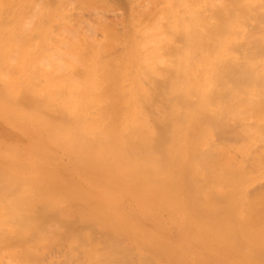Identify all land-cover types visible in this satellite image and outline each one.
I'll return each mask as SVG.
<instances>
[{"label": "bare ground", "instance_id": "1", "mask_svg": "<svg viewBox=\"0 0 264 264\" xmlns=\"http://www.w3.org/2000/svg\"><path fill=\"white\" fill-rule=\"evenodd\" d=\"M20 1L0 0V124L30 125L47 154L86 169L68 187L89 191L62 193L35 158L14 174L24 153L8 145L0 264H264V0ZM98 2L123 9L124 45L85 43L105 38L85 33L106 29ZM154 208L193 255L149 239L166 226L138 223Z\"/></svg>", "mask_w": 264, "mask_h": 264}, {"label": "rangeland", "instance_id": "2", "mask_svg": "<svg viewBox=\"0 0 264 264\" xmlns=\"http://www.w3.org/2000/svg\"><path fill=\"white\" fill-rule=\"evenodd\" d=\"M24 1V0H23ZM22 1V2H23ZM21 2V1H20ZM22 2H21V4H22ZM24 3V2H23ZM21 4H20V6H21ZM100 4V5H99ZM24 4H22V6H23ZM20 6L18 7H16L15 8V12L17 13V11H18V8H20ZM98 9L99 10H101L102 11V15H103V18L105 19V21L107 22V24L105 25L106 26V29H104V27L102 26H100V25H98L97 27L99 28V26L101 27V29H99V30H104V32H103V30L102 31H100V32H98L99 30L97 29V27H95L94 26V28H92V29H90L91 28V26H89V27H87V30H86V27H85V29L84 30H82V31H85L86 30V32L85 33H87V35H89L90 34V36H91V33H93L94 34V37H96V38H98V37H101L102 35L104 36L105 35V38L104 39H106V40H104V39H102V37L99 39L98 38V41H97V39H93L94 41H97V43L96 42H94L92 39V41H90V42H88V41H86L85 43L86 44H90V43H94V44H91L92 46H100L101 45V43H102V40L105 42L104 44L107 46H104V44L102 43V45H103V47L102 48H111V47H109L110 45H113V44H110V43H112V42H114L115 43V45H114V47L115 46H117L116 44L117 43H119V44H121V46L122 45H124V44H122L124 41H122L121 40V38H120V36L122 37L124 34H126V29H124L123 28V26L121 25V20H120V18H121V16L122 17H124V14H123V9L120 7V6H118L117 5V7H116V5L115 4H111L110 2H98ZM107 6V7H106ZM112 7V8H111ZM120 9H119V8ZM17 9V10H16ZM117 9H119V11L117 10ZM19 10H21V8L19 9ZM103 11H104V13L105 14H103ZM108 11V12H107ZM111 11V12H110ZM115 11V12H114ZM122 11V12H121ZM20 13L19 14H17L18 15V17H20L21 18V15H22V18H21V20H23V16H25L27 13H28V10H22V11H19ZM110 12V13H109ZM114 12V13H113ZM29 13H31L30 11H29ZM120 14V15H119ZM122 14V15H121ZM114 15H115V17H114ZM27 16L29 17L30 15H28L27 14ZM119 16V17H118ZM28 17H25L24 19H25V21H26V19H28ZM123 19V18H122ZM24 21V20H23ZM115 21V22H114ZM110 27V28H108L107 29V27ZM93 27V26H92ZM88 28H89V30H88ZM96 28V29H95ZM114 28H116V29H114ZM95 30V33H94V30ZM118 29V30H117ZM90 30H92V32L90 31ZM98 30V31H97ZM105 30H106V32H105ZM109 30V31H108ZM110 30H112L111 32H110ZM119 30H120V32H119ZM122 30V31H121ZM90 31V32H89ZM103 32V33H102ZM123 34H122V33ZM102 33V34H101ZM105 33V34H104ZM107 33H109L108 34V36H110L109 38L106 36V34ZM116 33V34H115ZM93 34H92V36L91 37H93ZM120 34H122V35H120ZM97 35V36H96ZM101 35V36H100ZM113 35V36H112ZM114 35H115V37H114ZM112 36V37H111ZM114 37V38H113ZM108 38V39H107ZM113 38V39H112ZM111 39H112V42H111ZM37 41H40V38H38V39H36ZM115 40V41H114ZM117 40V41H116ZM120 40V41H119ZM107 41H108V43H107ZM134 41H137V40H133V42ZM84 43V42H83ZM83 43H81V44H83ZM108 45H107V44ZM130 43H132V42H128V45H130ZM98 44V45H97ZM118 44V49L119 48H121L120 47V45ZM127 45V44H126ZM113 50V49H112ZM0 103H1V101H0ZM6 103H8V102H6ZM9 104V103H8ZM8 104H5L6 106L8 105ZM10 105V104H9ZM11 107H13V109L15 108V105H12V106H10V108ZM8 108H9V106H8ZM10 110L11 109H9V110H6V111H8V112H10ZM12 111V110H11ZM14 111V110H13ZM12 111V112H13ZM8 118H11V117H8ZM12 119V118H11ZM11 119H7V122L5 123V124H0V147L3 145V147H1L0 148V152H1V150L2 151H4V152H1L0 153V162H2L1 160H4V157H5V159L7 158V155H9L10 153H8L7 155L6 154H2V153H7V152H9V150L10 149H16V148H18L19 149V151H18V153H24L23 155V157L24 158H26V159H23V157H20L19 156V154L16 152L17 151V149L14 151V152H16L17 154V156H19L20 158H17V157H14L15 155V153L13 154V152L11 151V154H12V156L15 158V160H13V162H12V166H11V170L12 171H15L16 173H14V174H17V175H21V176H28V173H30V171H27V169L28 168H30V167H33L32 166V163L36 160V163H33V164H35L34 165V167L33 168H35L36 169V172H38L39 171V169H40V171L42 172L43 170H46V166L47 165H45V164H47L50 160L52 161V162H54V163H52L51 161H50V163H49V174H51L52 173V171H54V176H51V175H47V170L45 171V173H44V171L41 173L40 171L38 172L40 175H42V176H44V175H46V176H49V178H57V180L59 179H61L60 177H64V178H62V181H63V187L61 186V191H62V193H65V192H69L70 191V193H72L73 191H75V189H73V188H70V187H68V185L66 184L67 182H66V178H67V176L69 177V179H70V177H71V179L72 178H74V180L76 181L77 180V178H76V175H77V172H84V173H87V171H86V169H82V168H79V166H76L73 170H72V168L73 167H71L70 165H69V163H68V161L66 160V157H64V156H61L60 154H59V150H57L55 147H51L50 148V146H52V144L49 142V150H51V153H53V154H51L50 153V155L49 154H47L48 153V149H47V147H46V145L48 146V143L47 142H45V141H43V140H40V139H38V138H34V137H31L30 136V134L31 135H33V132L31 131V126L30 125H26L25 123H24V121H22L23 123L21 124V121H19L18 120V122L22 125V126H24V127H21V126H16V125H13L11 122L13 121V120H15L14 118H13V120H11ZM17 120V119H16ZM12 126V130L9 128V127H11ZM19 128V130L18 131H20V133H22V134H20L17 130H15V128ZM28 128V129H27ZM24 129L25 130H29V132H27V133H25L24 132ZM8 130V131H7ZM2 132H4V133H2ZM8 132H11V134H9ZM15 132H16V134H15ZM32 132V133H31ZM5 133H6V136H7V138H6V136H5ZM13 133V134H12ZM18 133V134H17ZM4 134V135H3ZM24 134V135H23ZM28 134V135H27ZM10 135H11V137H10ZM27 135V136H26ZM3 136H5V137H3ZM9 136V137H8ZM25 137V138H24ZM17 139V140H16ZM23 139V140H22ZM25 140H26V142H25ZM29 140H30V143H29ZM1 142H2V144H1ZM8 142V143H7ZM40 142V143H39ZM31 144V146L34 144L35 146H37V145H39V146H41L40 148H43V151H44V153H43V151L41 152H37V151H35V147H31V146H27V145H25V144ZM36 143V144H35ZM4 145H5V147H4ZM6 145L8 146H12V148H10L9 146L8 147H6ZM38 147V146H37ZM6 148V149H5ZM7 148H10L8 151H7ZM31 148H33V149H31ZM5 149V150H4ZM12 149V150H13ZM52 149L53 150H57V152H52ZM21 150V151H20ZM23 150V151H22ZM47 150V151H46ZM6 151V152H5ZM33 151H34V153H37V154H34L33 153ZM46 151V152H45ZM59 151V152H58ZM27 152H29V153H27ZM28 154V156H26L25 157V154ZM32 153H33V155H32ZM46 153V154H45ZM2 154V155H1ZM10 154V155H11ZM26 154V155H27ZM6 155V156H5ZM9 155V156H10ZM32 155V157H30ZM34 155H35V157H34ZM42 155V156H41ZM49 155V156H48ZM8 156V157H9ZM22 156V155H21ZM53 156V157H52ZM50 157V158H49ZM54 157H55V159H54ZM2 158V159H1ZM32 158H35V160H32V161H28L27 159H32ZM42 158H44V160L42 159ZM48 158H49V161H47L48 160ZM60 158H63V159H60ZM65 158V159H64ZM22 160V161H24V162H22V161H20V160ZM40 159V160H39ZM45 159H47V160H45ZM26 160H27V162H26ZM40 161V162H39ZM57 161V162H56ZM26 162V163H25ZM31 162V163H30ZM47 162V163H46ZM59 162V164H57ZM2 163H5V162H2ZM28 163V164H27ZM37 163H38V167H41L42 166V168H39L38 170H37ZM41 164V166H39L40 164ZM43 163H44V165H43ZM56 164L58 165V166H56ZM30 165V166H29ZM65 167H64V166ZM56 166V167H55ZM62 166V167H61ZM18 167H20V169H23L22 170V172L23 173H21V170H20V172H19V168ZM25 167L27 168V169H25ZM63 168V169H61V168ZM61 169V172H63V173H61L62 174V176L59 174V172H58V169ZM67 168V169H66ZM18 169V170H17ZM24 169H25V171L27 172V174L25 175V171H24ZM54 169V170H53ZM29 170V169H28ZM65 170H67V171H65ZM69 172V173H68ZM90 173V172H89ZM59 174V175H58ZM69 175H74L73 177L72 176H69ZM66 176V177H65ZM59 177V178H58ZM64 179V180H63ZM57 180H55V181H57ZM82 180V179H81ZM81 180H79L78 182H81ZM96 181L94 178L93 179H91L90 181H88V182H93V181ZM53 181V180H52ZM68 182H69V180H68ZM97 182V181H96ZM95 182V183H96ZM94 183V182H93ZM53 184H55V183H53ZM66 184V185H65ZM65 185V186H64ZM52 186H54V185H52ZM64 187H66V188H64ZM80 187V189L78 190L76 187V191L75 192H85V190H86V192H88L89 190H87L84 186H82L81 187V185L79 186ZM106 187V188H105ZM69 188V189H68ZM82 188V189H81ZM107 188H108V191H107ZM62 189H66V191L65 190H62ZM67 189H68V191H67ZM71 189V190H70ZM72 189H73V191H72ZM102 189L104 190V193L107 195V193H108V195L107 196H109L110 195V191H111V193H112V191H113V187H109V186H102ZM148 202H146V204H145V202H144V204H142V206H144V207H149L150 206V204L148 203ZM66 206H68V205H66ZM141 206V205H140ZM70 207V206H69ZM71 209L73 210V207H71ZM140 209H141V207H140ZM69 208H67L66 207V209H65V212H66V214L68 215V213H70V211H72V210H70ZM142 210V209H141ZM68 211V212H67ZM121 211H123V210H121ZM74 212V211H73ZM146 212V214H148V216L151 214V211H145ZM157 215V217L158 218H161V219H163V225H166L164 228H162V227H160L161 228V230H164L165 232H163V234L162 235H160V236H157V237H150L149 239H151V240H158L157 238H159L160 240H162V241H166L167 243H169L170 245H173L172 247H171V251H173V252H175L176 250L177 251H179V250H181V251H184L185 252V254H186V252L188 253L186 256L187 257H190L191 256V254L194 252H196V250H195V246H194V244L193 243H191L189 240H187L184 236H182V235H180V234H178V233H174V231L175 230H178V229H176L175 227H174V225L172 224V223H170V222H167L166 221V217L162 214V212H160V210H156V208H154L153 210H152V214L149 216V217H147V218H140V220L138 221V223L139 224H141V225H143L144 227H146V229L145 230H147V232H148V234H153V231H151L150 229L152 228V229H154L155 228V223H156V221H154L155 219H157V217H156V215ZM75 215V217H76V214L74 213L73 214V216ZM153 215H154V218H153ZM69 217H67V218H69V220L70 221H74L73 220V218H75V217H73L72 216V214L70 215H68ZM72 219V220H71ZM153 221H151V220ZM146 221H148V222H146ZM145 222V223H144ZM169 223V224H168ZM148 225L149 226V224H150V229L148 228L147 229V226L146 225ZM153 224V227L151 226ZM159 228V229H160ZM168 228V229H167ZM63 229H65V227L63 226L62 227V230ZM156 229V228H155ZM149 231H150V233H149ZM175 234V235H174ZM173 235V236H172ZM73 236V235H72ZM163 236V237H162ZM167 238H166V237ZM170 236V237H169ZM175 236V237H174ZM61 238L59 239L60 241H62L61 242V245H62V243H63V245H64V243L66 242V244H69V242H71L72 241V239L73 238H71L70 236V238H68L67 236H66V238H67V240H66V238L64 237V236H60ZM63 237V238H62ZM74 237V236H73ZM75 237H76V235H75ZM58 238L59 237H56V238H52L53 239V243L55 244H57L58 242H54V241H56V240H58ZM170 238V239H169ZM182 238V239H181ZM183 238H185V239H183ZM51 239V240H52ZM66 240V241H64V240ZM68 239H70V241L68 240ZM171 239H173V241H171ZM50 240V241H51ZM58 240V241H59ZM50 241H49V244L50 245H53V246H56V244L54 245L53 243H50ZM64 241V242H63ZM60 244V242L58 243V245ZM71 244V243H70ZM185 244V245H184ZM61 245H59V246H61ZM62 245V246H63ZM192 245L194 246V247H192ZM52 246V247H53ZM59 246H57V247H59ZM62 246H61V248H62ZM65 246V245H64ZM68 247V245H66L65 247H63V250L64 249H66ZM174 247H175V249H174ZM181 247V248H180ZM187 247H189V249H187ZM180 248V249H179ZM174 249V250H173ZM56 251V250H55ZM54 251V252H55ZM53 252V254L55 255L56 253H54ZM178 253H181L180 251L179 252H176V255H178ZM193 253V254H194ZM61 254V253H60ZM192 254V255H193ZM197 254V253H196ZM57 255V254H56ZM179 256L181 257H183L184 259H186L187 257H185V256H183V254H179ZM212 257V258H211ZM215 257V256H214ZM214 257L213 256H211L210 254L208 255L207 254V256H206V259H207V261L208 262H210L211 261V264H216L215 262H214ZM217 258V257H216ZM188 259V258H187ZM210 260V261H209ZM218 260V259H217ZM219 262V261H218ZM218 264V263H217Z\"/></svg>", "mask_w": 264, "mask_h": 264}]
</instances>
